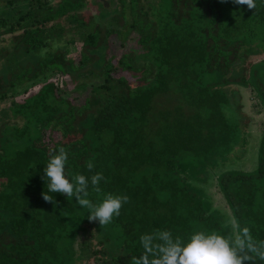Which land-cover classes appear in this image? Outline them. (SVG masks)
I'll return each instance as SVG.
<instances>
[{"label": "trees", "instance_id": "1", "mask_svg": "<svg viewBox=\"0 0 264 264\" xmlns=\"http://www.w3.org/2000/svg\"><path fill=\"white\" fill-rule=\"evenodd\" d=\"M91 1L0 0V264H131L141 234L156 229L264 246V56L248 61L264 52V0L253 10L232 0H93L96 11ZM113 37L118 56L107 50ZM247 87L263 115L255 165L214 176L221 221L191 182L210 157L245 145ZM60 147L69 179L105 177L100 193L89 183L93 203L129 197L110 224L89 222L74 197L42 199Z\"/></svg>", "mask_w": 264, "mask_h": 264}, {"label": "clouds", "instance_id": "2", "mask_svg": "<svg viewBox=\"0 0 264 264\" xmlns=\"http://www.w3.org/2000/svg\"><path fill=\"white\" fill-rule=\"evenodd\" d=\"M234 4L256 8V0H232ZM68 151L60 147L54 150L44 168L47 179V193H42L45 202L55 203L48 193H60L66 198H75L76 203L89 210V222H98L100 226L110 224L120 215L122 207L129 202L125 195L108 193L102 202L93 203L89 197V183L96 193L101 192L100 182L105 180L102 173H95L90 178L77 174L71 179L66 174ZM87 169H94L93 162L87 163ZM142 252L131 258V264H254L256 258L264 261V246L245 243L237 238L232 240L217 233L197 231L188 240L174 235L166 229H156L141 234L139 237Z\"/></svg>", "mask_w": 264, "mask_h": 264}, {"label": "rangeland", "instance_id": "3", "mask_svg": "<svg viewBox=\"0 0 264 264\" xmlns=\"http://www.w3.org/2000/svg\"><path fill=\"white\" fill-rule=\"evenodd\" d=\"M93 1V0H92ZM91 1V9L96 11V6ZM143 1H150L152 3H156V0H143ZM1 5V4H0ZM0 13H2V9L0 6ZM85 13V12H84ZM3 14V13H2ZM86 15H89V11L86 13ZM3 38L0 37V41ZM1 43V42H0ZM107 50L110 53H113L115 56H118L123 48L118 47L117 42L115 38L109 40L108 48ZM77 51L76 45H68L66 47V52L69 57L74 56L75 52ZM264 56L263 53L255 54L249 57L248 61L253 62L257 59H260ZM49 78V77H48ZM52 80H55V78H51ZM44 80H36V81H29L25 85H23V88H27V93L34 92L39 85ZM69 89L71 87V84L68 85ZM21 87L17 88V90H20ZM246 105L245 111L249 114V116H242V129L240 132V136L242 139H245L246 141L245 145L243 142L240 143L238 148H236L234 152V156L229 159H223L219 157H210L209 161H206L204 165L201 166V168H196L197 173H195V176L193 177V180L191 184L193 185L194 189L203 197V200L207 204V210L211 212H215L217 217L221 218V221H225V216L228 213L227 207L224 203V200L221 196V193L218 191L216 182H215V175L220 172V170L225 169H240V170H250L254 168L255 165V150L256 145L259 137V131L261 129V121L263 119L262 112L256 111L258 106L255 105L257 101L255 93L250 90V88H244L243 90ZM15 99H21L23 96L20 95H14ZM2 104V103H1ZM0 104V106H1ZM255 105V106H254ZM236 157V158H234ZM92 226L88 224V229L92 231ZM92 233V232H90Z\"/></svg>", "mask_w": 264, "mask_h": 264}, {"label": "water", "instance_id": "4", "mask_svg": "<svg viewBox=\"0 0 264 264\" xmlns=\"http://www.w3.org/2000/svg\"><path fill=\"white\" fill-rule=\"evenodd\" d=\"M105 5H107V4H105Z\"/></svg>", "mask_w": 264, "mask_h": 264}]
</instances>
